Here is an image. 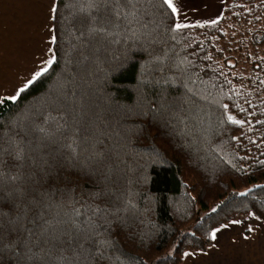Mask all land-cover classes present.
Instances as JSON below:
<instances>
[{
    "label": "trees",
    "instance_id": "trees-1",
    "mask_svg": "<svg viewBox=\"0 0 264 264\" xmlns=\"http://www.w3.org/2000/svg\"><path fill=\"white\" fill-rule=\"evenodd\" d=\"M54 9L52 62L0 101V264H180L264 218V0Z\"/></svg>",
    "mask_w": 264,
    "mask_h": 264
},
{
    "label": "crops",
    "instance_id": "crops-1",
    "mask_svg": "<svg viewBox=\"0 0 264 264\" xmlns=\"http://www.w3.org/2000/svg\"><path fill=\"white\" fill-rule=\"evenodd\" d=\"M55 1L0 0V101L16 96L17 82L32 81L37 67L40 70L52 62ZM223 1L172 0V7L166 4L175 26L186 27L218 20ZM180 264H264V218L248 214L216 228L209 247L184 253Z\"/></svg>",
    "mask_w": 264,
    "mask_h": 264
},
{
    "label": "snow or ice",
    "instance_id": "snow-or-ice-1",
    "mask_svg": "<svg viewBox=\"0 0 264 264\" xmlns=\"http://www.w3.org/2000/svg\"><path fill=\"white\" fill-rule=\"evenodd\" d=\"M165 3H167V4L169 5V7H172V0H165ZM53 10H55V9H53ZM173 11H175L174 8H173ZM213 23H215V21H213ZM177 27H181V25H177ZM49 63H50V62H49ZM45 70H46V69H45ZM40 74H41L40 72H37V73L35 74V76L33 77V79H35V78H36L37 76H39ZM31 83H32L31 80L28 81V83L25 84L24 87H22V88L19 89V92L24 91V88H26V87L28 86V84H31ZM11 99L15 100L16 97L13 96V97H11ZM229 119H231V117H229Z\"/></svg>",
    "mask_w": 264,
    "mask_h": 264
},
{
    "label": "rangeland",
    "instance_id": "rangeland-1",
    "mask_svg": "<svg viewBox=\"0 0 264 264\" xmlns=\"http://www.w3.org/2000/svg\"><path fill=\"white\" fill-rule=\"evenodd\" d=\"M14 67H15V66H10V68H11L12 70H13ZM46 67H47V64H44V65L42 66V68H40V70H38V69H39L38 67H37L36 69H37V71L39 72V71H42L41 69L44 70ZM4 72H6V71H4ZM16 73H18V72L16 71ZM3 75H4V74H3ZM5 75L8 76L9 73H7V74L5 73ZM26 75H27V74H26ZM34 76H35V75H34ZM30 79H31V78H29V80H30ZM29 80L26 81V80H23V79H22L21 82H17V83H16V86H15L14 89L16 90V89H17V88H16L17 86L19 87V89L22 88V87H24V85L27 84Z\"/></svg>",
    "mask_w": 264,
    "mask_h": 264
}]
</instances>
